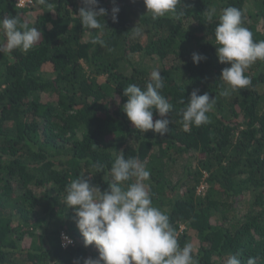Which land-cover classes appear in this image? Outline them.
<instances>
[{
	"label": "trees",
	"instance_id": "trees-1",
	"mask_svg": "<svg viewBox=\"0 0 264 264\" xmlns=\"http://www.w3.org/2000/svg\"><path fill=\"white\" fill-rule=\"evenodd\" d=\"M116 4L113 23L112 0H99L109 11L100 18L107 26L102 47L91 43L100 30L83 28L76 16L81 0H50V8L0 0V17L18 16L42 34L26 54H0V264L97 257L62 203L65 186L85 172L105 190L104 174L121 151L150 171L153 205L169 214L181 247L193 244L198 264H225L238 250L242 264L249 257L264 264V61L246 71L247 89L223 97L219 77L230 65L218 62L214 45L218 15L229 6L242 10L255 41L264 40V0H182V16L155 21L143 0ZM136 24L142 37H132ZM193 52L207 59L195 64ZM136 53L161 63V95L173 105L163 136L136 130L122 109L124 88H144L150 77L131 61ZM195 89L216 104L210 123L185 132L179 110ZM96 162L103 172L96 173ZM62 233L73 243L63 246Z\"/></svg>",
	"mask_w": 264,
	"mask_h": 264
},
{
	"label": "clouds",
	"instance_id": "clouds-1",
	"mask_svg": "<svg viewBox=\"0 0 264 264\" xmlns=\"http://www.w3.org/2000/svg\"><path fill=\"white\" fill-rule=\"evenodd\" d=\"M182 0H143L146 14L153 21L166 16L179 18L183 11L177 12V5ZM41 6L50 8V0H37ZM110 17L118 22L120 12L116 0H112ZM82 6L76 15L83 28L100 30L93 36L91 43L104 46L101 39L105 20L109 11L98 7L99 0H81ZM216 10H208L206 19L210 23ZM215 27V48L218 62L230 65L221 70L220 77L225 87L220 95L229 97L241 89H247L251 78L245 73L255 62L264 61V40L255 41L252 31L245 26V17L241 9L235 6L224 8L218 15ZM132 37H142L144 29L136 24ZM42 38L40 30L21 22L18 16L0 17V54L11 55L19 50L27 53ZM203 54L193 52L192 61L199 64L206 60ZM164 79L160 69H154L144 88L129 84L123 90L127 97L122 105L123 112L134 128L142 133L152 130L163 136L169 132L168 117L173 112V105L161 95ZM195 89L190 94L185 107L179 110L182 129L191 131L192 127L211 122L208 115L216 104L205 92L198 94ZM183 103V101H181ZM155 113L160 117L153 120ZM93 167L103 172L104 165L96 162ZM85 172L71 180L65 186L63 204L74 212L73 220L83 237L85 247L94 245L98 256L83 258V264H198L192 243L181 247L177 234L170 223V216L153 205L145 181L150 178V171L135 157L125 158L123 151L115 155L110 170L104 174L108 187L91 183L90 175ZM90 174V173H89ZM63 246L73 243L72 239L62 233ZM241 252L228 256L225 264H242ZM247 264H257L255 257H249Z\"/></svg>",
	"mask_w": 264,
	"mask_h": 264
},
{
	"label": "rangeland",
	"instance_id": "rangeland-1",
	"mask_svg": "<svg viewBox=\"0 0 264 264\" xmlns=\"http://www.w3.org/2000/svg\"><path fill=\"white\" fill-rule=\"evenodd\" d=\"M131 61L135 62L141 66V68L147 69L148 71L152 72L154 69H160L161 63L158 61L156 57L147 56L144 54H132L130 57ZM203 186L198 188V192L202 190ZM183 228V227H182ZM19 258V257H17Z\"/></svg>",
	"mask_w": 264,
	"mask_h": 264
},
{
	"label": "built area",
	"instance_id": "built-area-1",
	"mask_svg": "<svg viewBox=\"0 0 264 264\" xmlns=\"http://www.w3.org/2000/svg\"><path fill=\"white\" fill-rule=\"evenodd\" d=\"M13 2L18 8H29L34 4V0H13Z\"/></svg>",
	"mask_w": 264,
	"mask_h": 264
}]
</instances>
